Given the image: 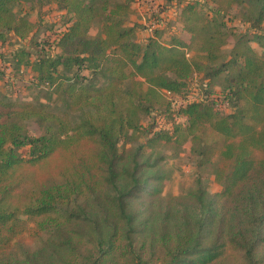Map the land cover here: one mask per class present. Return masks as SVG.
Returning <instances> with one entry per match:
<instances>
[{
	"label": "trees",
	"instance_id": "16d2710c",
	"mask_svg": "<svg viewBox=\"0 0 264 264\" xmlns=\"http://www.w3.org/2000/svg\"><path fill=\"white\" fill-rule=\"evenodd\" d=\"M25 1L0 0V40L32 32L15 11ZM48 1L73 14L58 53L33 59L20 49L13 65L30 67L45 99L65 108L0 96V264H264V0H208L212 12L188 3L183 36L144 45L129 24L132 0ZM235 8L253 38L225 21ZM195 75L207 96L179 108L186 122L145 131L142 119L166 103V91L185 93ZM217 96L231 111L218 109ZM29 120L44 132L30 133ZM186 142L219 192L202 176L181 194L164 192L157 149ZM42 232L33 251L5 255Z\"/></svg>",
	"mask_w": 264,
	"mask_h": 264
},
{
	"label": "rangeland",
	"instance_id": "374dc122",
	"mask_svg": "<svg viewBox=\"0 0 264 264\" xmlns=\"http://www.w3.org/2000/svg\"><path fill=\"white\" fill-rule=\"evenodd\" d=\"M198 2L205 10L212 12L214 4L208 0H132L133 11L129 16V24L136 26V41L144 45L149 38H159L168 42L175 36H183L182 25L179 21L181 9L188 3ZM210 3V5H209ZM15 11L25 14L34 23V28L26 38L17 36L14 32H7L5 41L0 40V96L18 102H43L50 104V108L56 113H62L65 106L62 102L45 99L46 87L38 85L35 73L28 66L20 69L14 67L13 57L15 52L26 49L32 53L34 59L39 54L46 52L55 55L59 49L57 39L72 22L73 14L59 9L53 1L48 0H29L20 2L15 6ZM230 27L239 33H245L249 38L255 36V30L249 23L238 14V9L231 10L224 17ZM264 28V22H263ZM264 30V29H263ZM92 33H96V27L92 28ZM251 45L257 50H261V45L257 41H251ZM232 44L225 47L230 50ZM88 72V71H85ZM89 74V73H88ZM96 86L104 84L102 77H96L93 81ZM220 81L213 86L214 93L222 94ZM205 80L202 75H195L189 82V88L185 93L169 96L165 94L166 103L156 106L150 114L142 119V126L145 131L149 129L155 132L159 128L172 129L174 123H185L186 118L178 113L179 108L189 101L206 98ZM211 94L210 96L214 95ZM219 100L226 102V99L219 97ZM54 98V97H53ZM224 107H218L222 112L231 111L229 103H220ZM28 130L32 134H42L44 127L37 120H29ZM145 140V136L141 138ZM165 154L163 162L166 170L164 192L168 194H181L191 187L198 176H202L206 182L210 193L214 194L221 190V185L216 182L210 168L201 169L197 164V156L191 150V143L186 142L181 147L159 146L158 149ZM24 155H28L27 147L22 148ZM35 177L28 174L23 182L25 187L30 186ZM26 218V216L24 217ZM34 220H30V225L34 226ZM46 235L38 234L35 236L23 235L21 240L14 241L6 251V256H23L28 251H33Z\"/></svg>",
	"mask_w": 264,
	"mask_h": 264
},
{
	"label": "built area",
	"instance_id": "2783aa9c",
	"mask_svg": "<svg viewBox=\"0 0 264 264\" xmlns=\"http://www.w3.org/2000/svg\"><path fill=\"white\" fill-rule=\"evenodd\" d=\"M166 93H167V95L172 96V94H171L170 91H166ZM222 101H223V100H219V101H218L217 107H224V106H222L220 103H229L228 101H226V102H222Z\"/></svg>",
	"mask_w": 264,
	"mask_h": 264
}]
</instances>
